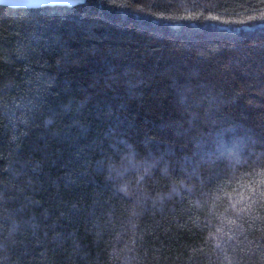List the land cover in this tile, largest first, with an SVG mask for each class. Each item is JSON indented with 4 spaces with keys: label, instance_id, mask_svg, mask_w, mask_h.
I'll use <instances>...</instances> for the list:
<instances>
[{
    "label": "trees",
    "instance_id": "1",
    "mask_svg": "<svg viewBox=\"0 0 264 264\" xmlns=\"http://www.w3.org/2000/svg\"><path fill=\"white\" fill-rule=\"evenodd\" d=\"M0 264H264V0L0 5Z\"/></svg>",
    "mask_w": 264,
    "mask_h": 264
},
{
    "label": "water",
    "instance_id": "2",
    "mask_svg": "<svg viewBox=\"0 0 264 264\" xmlns=\"http://www.w3.org/2000/svg\"><path fill=\"white\" fill-rule=\"evenodd\" d=\"M81 0H8L7 3H0L1 6L10 8L37 9L44 7H73Z\"/></svg>",
    "mask_w": 264,
    "mask_h": 264
},
{
    "label": "snow or ice",
    "instance_id": "3",
    "mask_svg": "<svg viewBox=\"0 0 264 264\" xmlns=\"http://www.w3.org/2000/svg\"><path fill=\"white\" fill-rule=\"evenodd\" d=\"M8 0H0V3H7ZM186 18H190V17H186ZM217 17H212V19H216Z\"/></svg>",
    "mask_w": 264,
    "mask_h": 264
}]
</instances>
